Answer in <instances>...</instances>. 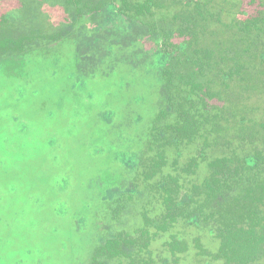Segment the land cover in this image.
I'll return each mask as SVG.
<instances>
[{"label": "rangeland", "instance_id": "obj_1", "mask_svg": "<svg viewBox=\"0 0 264 264\" xmlns=\"http://www.w3.org/2000/svg\"><path fill=\"white\" fill-rule=\"evenodd\" d=\"M53 1L0 0V21L25 3L30 15L40 17L44 33H51L71 20L62 0ZM215 2L228 13L226 19L264 9L260 0ZM93 16L76 19L66 40L53 45L41 41V49L49 48L39 56L0 60V139L13 164L7 169L0 165V264H88L99 236L133 233L144 225L142 214L155 220L165 209L153 188L159 177L143 174L154 154L148 128L160 109V90L153 72L136 65L131 69L116 45L101 61L98 56L91 60L93 54L81 55L82 40L99 37L98 27L104 31L113 26L103 25L107 15ZM114 19L128 23L118 11ZM131 34L150 51L153 42L146 30ZM57 43L63 44L59 50L53 47ZM244 95L240 106L245 115L250 111L247 122L263 121L264 93ZM195 145L181 146L179 156L167 150L162 173L173 174ZM174 224L171 232L180 233L189 249L180 255V264L201 263L195 237L206 251L216 253L219 240L207 228L186 224L181 217ZM168 237L161 232L153 239L156 256L166 254L162 245Z\"/></svg>", "mask_w": 264, "mask_h": 264}, {"label": "trees", "instance_id": "obj_2", "mask_svg": "<svg viewBox=\"0 0 264 264\" xmlns=\"http://www.w3.org/2000/svg\"><path fill=\"white\" fill-rule=\"evenodd\" d=\"M116 1L62 0L71 20L51 33H44L40 17L30 15L25 3L0 21V60L30 59L49 48L41 49V41L53 45L73 35L76 19L107 15L103 25L113 26L104 31L98 27L99 37L82 40L81 55L93 54L91 60L98 56L101 61L116 45L131 69L136 65L153 72L160 90V109L148 128L154 154L148 158L149 172L143 174L159 177L153 188L165 209L155 220L142 214L144 225L133 233L99 236L88 264H180L188 243L170 230L180 217L219 240L216 253L210 254L194 238L200 264H264V120L247 122L250 111L245 115L240 106L244 94L264 93V9L226 19L228 13L215 0ZM116 11L125 15L127 24L114 19ZM121 24L125 29H119ZM138 29L146 30L153 42L148 52L131 34ZM56 45L59 50L63 44ZM193 144L194 153L180 168L162 173L167 150L179 156L181 146ZM3 146L0 139V165L7 169L13 164ZM212 150L216 153L210 156ZM161 232L169 234L162 245L166 254L156 256L151 244Z\"/></svg>", "mask_w": 264, "mask_h": 264}, {"label": "flooded vegetation", "instance_id": "obj_3", "mask_svg": "<svg viewBox=\"0 0 264 264\" xmlns=\"http://www.w3.org/2000/svg\"><path fill=\"white\" fill-rule=\"evenodd\" d=\"M135 164H136V160H135Z\"/></svg>", "mask_w": 264, "mask_h": 264}]
</instances>
